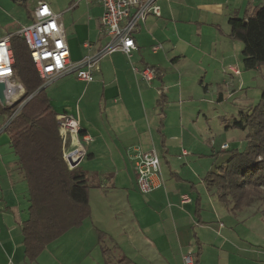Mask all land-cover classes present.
<instances>
[{
    "label": "crops",
    "instance_id": "obj_1",
    "mask_svg": "<svg viewBox=\"0 0 264 264\" xmlns=\"http://www.w3.org/2000/svg\"><path fill=\"white\" fill-rule=\"evenodd\" d=\"M41 2L60 17L72 63L108 44L102 5L84 0H0V40L31 25ZM157 5L161 16L149 15L140 26L134 36L138 50L131 57L115 53L105 58L92 83L74 73L44 84L56 115L78 119L81 136L91 138L83 144L86 156L72 169L83 173L89 187L91 217L34 262L27 260L23 235L31 207L29 185L2 130L9 117L0 116V264H111L107 255L121 251L120 264H185V246L192 240L196 248L187 253L194 255V263L264 264V203L234 213L233 204L218 201L219 191L205 183L231 150H239V141H247L246 135L228 143V151H217L215 140L196 126L202 118L211 131L217 114L197 107L192 95L203 92L208 98L214 82L223 86L225 76L232 83L242 75L243 44L231 37L229 21L248 19L264 0H157ZM16 6L23 8L22 15H12ZM147 68L159 72L152 83L142 79ZM218 102H224L223 94ZM62 140L64 155L78 147L70 133H62ZM153 151L161 159L162 186L143 195L135 157ZM224 152L228 156L217 163Z\"/></svg>",
    "mask_w": 264,
    "mask_h": 264
},
{
    "label": "trees",
    "instance_id": "obj_2",
    "mask_svg": "<svg viewBox=\"0 0 264 264\" xmlns=\"http://www.w3.org/2000/svg\"><path fill=\"white\" fill-rule=\"evenodd\" d=\"M229 24L231 37L243 44L246 70H260L264 67V5L248 19L233 18ZM11 48L15 76L25 89V97L10 110L0 105V116L10 118L33 96L7 132L22 177L29 185L31 207L23 235L27 260L34 262L50 244L91 217L89 187L83 173L72 170L64 159L57 115L26 42L11 37ZM231 128L247 133L248 148L243 152L231 150L228 161L209 173L205 183L219 191L221 203L233 204L232 211L238 213L264 202V94L260 103L250 113H241Z\"/></svg>",
    "mask_w": 264,
    "mask_h": 264
},
{
    "label": "built area",
    "instance_id": "obj_3",
    "mask_svg": "<svg viewBox=\"0 0 264 264\" xmlns=\"http://www.w3.org/2000/svg\"><path fill=\"white\" fill-rule=\"evenodd\" d=\"M84 1L87 3L98 1L102 5L104 14L101 18V26L109 37V42L100 51L85 57L78 63L71 62L70 48L60 17L53 12L46 2L39 3L34 14L33 23L23 27L18 33V36L26 42L39 77L45 85L50 84L59 77L74 73L77 74L80 80L92 83L94 72L102 60L115 53H122L131 57L138 50L134 36L140 26L145 24L149 15L161 16L157 0ZM14 62L10 38L1 39L0 83L5 87L3 93L6 99V104L1 105L3 108L10 107L25 97V89L15 76ZM232 71L235 75L241 74L237 69H232ZM141 75L142 79L148 83H152L156 78L155 70L150 68L142 70ZM25 103L13 113L2 130H7ZM57 120L61 133H70L77 138L78 147L64 155L68 166L74 169L86 156L83 144L91 142V138L81 136V126L78 119L67 114H61L57 116ZM227 149H229L228 144L222 146V150ZM135 159L137 160L135 170L138 174V190L143 195L151 194L162 186L161 159L155 151L149 153L138 152ZM189 202L190 200L184 201V203ZM183 260L185 264H194V255L189 253L183 257Z\"/></svg>",
    "mask_w": 264,
    "mask_h": 264
},
{
    "label": "rangeland",
    "instance_id": "obj_4",
    "mask_svg": "<svg viewBox=\"0 0 264 264\" xmlns=\"http://www.w3.org/2000/svg\"><path fill=\"white\" fill-rule=\"evenodd\" d=\"M21 11H23V8L21 6H16V9L14 11H11V13L12 15L18 16L21 14L20 13ZM66 19L67 18L65 16L63 18V21L66 22ZM240 69L242 71V75L240 77H236L232 83L229 80L228 76H225L227 83L223 84V86L220 81H219V85H217L213 81L214 85L211 88L208 98L203 96L202 94L203 92L202 93L192 92V95L194 97H197V107H201L204 110L210 111L212 113V116L214 114H217L218 118L212 119V122H211L212 130L211 131L206 129L208 127V123L205 122L204 119L200 118L196 120L197 128H199L200 130H206V133H208L211 136V138L215 140V141H212V143L215 144L216 142L215 148L217 151H219L222 148L221 145L223 143L225 142H227L226 144L228 143L230 144L232 142L235 143L234 141H235L236 136H242L241 131L231 128L232 124L235 122V120L239 119V112L243 111V109H245L246 113H250L252 109L260 103V101L262 100V96L264 94V67L261 68L260 72H254V71L246 70V67H244V64H242ZM229 83H231L232 86H230ZM241 83L243 84V87L239 88V84ZM193 85H194L195 91H197L198 85L196 86L195 82H193ZM53 89L54 88L52 86L48 88L49 92L53 91ZM232 91H234V93ZM188 94L191 95V90H188L187 96ZM222 94L224 96L223 103L218 102V99ZM204 100L206 102H204ZM207 102L208 103L210 102V104H208ZM247 102H249V107L245 108V106L247 105ZM245 135H247L246 132H245ZM238 147H239V150L243 152L244 150L248 148V142L239 141ZM227 156L228 154L226 152L221 154L219 157V161L217 163L222 162V160L226 159ZM216 192H218V190ZM218 201H219V197H218ZM258 203H264V202L259 201ZM261 208H264V206H261ZM86 225L88 226V224ZM86 225L84 229H86ZM75 232L76 231L71 232L69 237H71V235H73ZM88 240L92 241L91 235H89ZM63 242H66V239H64ZM57 244L58 243L55 242L54 244H52V247H54V245H57ZM195 248L196 246L194 244V241L192 240L190 242V245L185 246L186 252L184 255H187L189 253V252L187 253V251H190V252L194 251ZM80 251H82V249H80ZM120 254H122V251ZM120 254L111 253V254H108L107 255L108 257L106 258L110 260L111 264H120L117 261L118 258L121 256ZM177 264H182V262L179 261L177 262Z\"/></svg>",
    "mask_w": 264,
    "mask_h": 264
},
{
    "label": "water",
    "instance_id": "obj_5",
    "mask_svg": "<svg viewBox=\"0 0 264 264\" xmlns=\"http://www.w3.org/2000/svg\"><path fill=\"white\" fill-rule=\"evenodd\" d=\"M4 89H5V87H4V85L2 84V83H0V104L1 105H5L6 104V99H5V97H4ZM31 98H33V96H30L29 97V99H31ZM22 101V99L21 100H19V101H17L16 103H14L12 106H10V107H5L4 109H6V110H10V109H13L18 103H20Z\"/></svg>",
    "mask_w": 264,
    "mask_h": 264
},
{
    "label": "bare ground",
    "instance_id": "obj_6",
    "mask_svg": "<svg viewBox=\"0 0 264 264\" xmlns=\"http://www.w3.org/2000/svg\"><path fill=\"white\" fill-rule=\"evenodd\" d=\"M161 10V9H160ZM19 37V36H18ZM10 38V42H11V37H9ZM230 148V147H229ZM229 149H227V150H224V151H228Z\"/></svg>",
    "mask_w": 264,
    "mask_h": 264
}]
</instances>
